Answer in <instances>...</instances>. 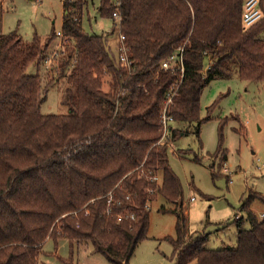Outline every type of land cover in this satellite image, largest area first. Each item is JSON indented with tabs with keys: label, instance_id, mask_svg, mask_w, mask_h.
<instances>
[{
	"label": "trees",
	"instance_id": "16d2710c",
	"mask_svg": "<svg viewBox=\"0 0 264 264\" xmlns=\"http://www.w3.org/2000/svg\"><path fill=\"white\" fill-rule=\"evenodd\" d=\"M100 1L102 16L112 19L114 0ZM244 1L121 0L131 64L117 65L106 45L114 24L89 33L82 25L89 0H64L62 31L74 51L44 86L41 73L27 69L48 57L58 31L44 44L37 35L28 42L0 34V264H40L48 238L91 242L110 261L129 264L147 237L152 193L178 202L183 191L169 145L160 142L170 87L180 80L174 120H196L199 132L201 94L213 78L236 68L243 80L264 81V0L263 17L249 27ZM180 48L184 72L163 68ZM104 70L114 76L113 91L102 89ZM65 77L70 111L42 113L48 91ZM183 133L171 125L168 137ZM253 200L264 203V195L253 191L244 202L251 226L239 224L237 244L222 248L207 247L208 234L189 233L181 211L171 237L175 264H264V217L249 207Z\"/></svg>",
	"mask_w": 264,
	"mask_h": 264
},
{
	"label": "rangeland",
	"instance_id": "374dc122",
	"mask_svg": "<svg viewBox=\"0 0 264 264\" xmlns=\"http://www.w3.org/2000/svg\"><path fill=\"white\" fill-rule=\"evenodd\" d=\"M100 4V0H89L83 12L82 25L89 33L105 34L112 27V19L102 16ZM63 14V0H0V34L16 32L28 42L37 35L44 44L53 31L62 30ZM70 42L65 35L55 37L47 50L49 59L41 60L39 65L30 64L28 73H41L44 86L55 76L53 70L59 69L64 54L74 51ZM209 62L212 63V58ZM207 69L208 64L203 71L206 73ZM101 80L104 91L114 90L111 72L104 70ZM69 83L65 77L50 88L40 106L42 113L70 111L64 103ZM179 83L180 80L170 89ZM251 85L254 82L241 79L236 68L232 76H217L205 85L201 94L199 115L204 121L200 131L196 120L172 121L173 129H183L185 133L172 140L167 136L160 142L169 145V162L180 178L183 191L178 202L156 191L152 193L147 237L138 243L129 264H175L171 237L177 235L181 211L187 215L189 233L208 234L209 248L236 245L238 225L251 226L244 202L253 191L264 195V160L254 154V149L264 142V123L255 120L254 136L247 131H243L247 136H242L236 132L240 122L236 114H231L240 109L245 91ZM249 207L257 214L264 213V203L260 200H253ZM71 258L76 264H116L95 250L91 242L75 241L72 245L67 238L58 242L48 238L42 247L40 264H69Z\"/></svg>",
	"mask_w": 264,
	"mask_h": 264
},
{
	"label": "built area",
	"instance_id": "2783aa9c",
	"mask_svg": "<svg viewBox=\"0 0 264 264\" xmlns=\"http://www.w3.org/2000/svg\"><path fill=\"white\" fill-rule=\"evenodd\" d=\"M42 1V0H39ZM116 8L113 11L112 21L115 26L113 34H108L106 36V45L109 52L113 55L116 64L120 65L121 62H125L130 65L131 60L128 55V48L124 43L125 35L120 30V24L122 22V13L120 10L121 0H114ZM263 17V9L261 7V0H245L244 9L242 14V23L244 27H249L256 23ZM64 33L62 30L57 32V37H63ZM112 37L116 38V41H112ZM184 48H180L179 53L171 55L169 58L163 61L162 67L165 69L172 70H182L184 72ZM49 57L45 59L47 61ZM210 64V62H209ZM208 64V67H209ZM178 86H173L168 92V98L163 107L161 114L162 128H163V138L167 137L171 130V123L174 120L173 114L170 112V105L173 101V97L176 94ZM152 179L158 180V176H153ZM194 199V197H192ZM134 217V215H131ZM264 217V213L261 214ZM122 217V215L120 216Z\"/></svg>",
	"mask_w": 264,
	"mask_h": 264
},
{
	"label": "crops",
	"instance_id": "0c3cea01",
	"mask_svg": "<svg viewBox=\"0 0 264 264\" xmlns=\"http://www.w3.org/2000/svg\"><path fill=\"white\" fill-rule=\"evenodd\" d=\"M64 6V0H63ZM64 9V14H65ZM63 14V17H64ZM63 23V22H62ZM112 41L115 42L116 38L112 37ZM254 85L248 86L245 93L243 104L237 111L231 112V114H236L237 121L240 122V128H236V132L242 136L250 135L254 133V128L252 126L253 122L257 120L259 124L264 123V81H253ZM230 114V115H231ZM260 127V125H259ZM262 128V126L260 127ZM243 131H247V134H243ZM254 136V135H253ZM241 140L239 147L241 146ZM254 154H257L259 158L264 160V142L260 143V146L254 149ZM261 161V160H259ZM262 213V212H261Z\"/></svg>",
	"mask_w": 264,
	"mask_h": 264
}]
</instances>
